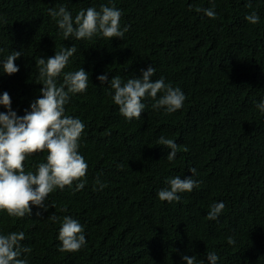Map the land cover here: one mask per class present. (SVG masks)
Wrapping results in <instances>:
<instances>
[{
	"label": "trees",
	"instance_id": "obj_1",
	"mask_svg": "<svg viewBox=\"0 0 264 264\" xmlns=\"http://www.w3.org/2000/svg\"><path fill=\"white\" fill-rule=\"evenodd\" d=\"M110 3L122 12L121 29L128 27L122 39L65 40L48 15L62 5L75 17ZM213 6L216 19L197 10ZM253 11L260 17L255 25L245 19ZM72 45L77 52L63 72L82 67L90 81L65 106L85 124V187L57 189L45 200L48 210L33 207L31 216L0 212V234L25 233L28 264H184V255L208 264L211 251L217 264H264V113L256 107L264 100V0H0V62L12 51L22 53L17 73L0 70V95H10L18 116L40 97L36 59ZM149 65L156 69L153 80L179 87L186 100L168 114L146 97L141 118L127 120L97 76L126 82ZM161 136L179 146L172 162L170 149L157 143ZM143 141L152 148L140 149ZM46 156H29L25 170L35 171ZM192 168L198 187L180 193L178 202L158 199L168 178H187ZM214 202L225 209L208 220ZM52 214L84 226L81 250L59 251L61 223L49 220Z\"/></svg>",
	"mask_w": 264,
	"mask_h": 264
},
{
	"label": "clouds",
	"instance_id": "obj_2",
	"mask_svg": "<svg viewBox=\"0 0 264 264\" xmlns=\"http://www.w3.org/2000/svg\"><path fill=\"white\" fill-rule=\"evenodd\" d=\"M203 11L210 19H216L213 8L197 9ZM48 15L52 17L63 38L74 37L76 40H91L98 34L107 40L122 39L128 27L121 29L122 12L114 4L102 5L99 10L89 7L81 9L75 17L65 6L58 9L49 8ZM249 24L255 25L260 21L259 15L253 11L245 17ZM2 51V50H0ZM77 52L75 45L61 47L52 57H39L35 66L39 70V78L43 81L40 97L30 104L23 116H18L11 108V97L7 92L0 95V106L6 109L0 112V212L10 217L23 218L32 215V208L48 210L45 204L47 197L57 189L76 185L79 191L85 187L88 170L87 161L80 153V140L85 130V124L79 118L65 113V106L73 94L84 93L89 86V73L82 67L76 71L64 73L70 57ZM22 55L21 51H12L7 58L0 62V70L5 75H13L19 71L15 61ZM156 69L149 65L141 71L140 78L131 77L122 81L120 76L108 80L107 73L97 76L101 85L108 83L114 92L113 103L118 106L120 114L127 120L139 119L144 113L145 104L142 102L150 97L154 103V110L164 109L171 114L181 109L186 96L179 87L165 83L161 77L153 80ZM63 75V82L57 84V79ZM160 94V95H158ZM256 107L264 113V100ZM158 144L170 149L167 160L174 161L179 146L174 140L161 136ZM141 142L140 149L152 148ZM187 152V147L183 148ZM47 152L46 162L35 166V171L25 170V161L29 156ZM190 175L181 179L180 176L168 178L166 188L158 193L162 202H178L180 193L191 192L198 187L199 182L192 177L196 169H190ZM96 183L103 189L106 185L97 178ZM225 209L223 202L213 203L207 214L208 220H216ZM40 212L36 215L40 216ZM52 222L60 221L58 233L59 251L74 253L86 245L85 228L70 216L60 217L52 214L48 217ZM25 239L24 232H10L0 234V264H28L25 253L31 248L22 246ZM229 245L235 244L232 237L228 238ZM208 264H217L218 255L208 252ZM184 264H204L197 261L195 255L182 256Z\"/></svg>",
	"mask_w": 264,
	"mask_h": 264
}]
</instances>
